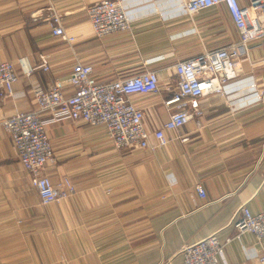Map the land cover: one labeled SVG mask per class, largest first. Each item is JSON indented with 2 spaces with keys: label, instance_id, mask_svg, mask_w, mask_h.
Here are the masks:
<instances>
[{
  "label": "crops",
  "instance_id": "crops-1",
  "mask_svg": "<svg viewBox=\"0 0 264 264\" xmlns=\"http://www.w3.org/2000/svg\"><path fill=\"white\" fill-rule=\"evenodd\" d=\"M98 1L0 0V62L14 63L19 77L14 98L0 99V264H181L184 245L214 234L225 244L219 264H263L264 240L246 233L227 242L242 207L264 211V103L252 87L264 75L261 43L251 45L224 95L201 99L198 117L181 128L186 142L117 150L104 127L42 115L54 151L45 173L56 184L71 178L76 194L41 204L2 124L36 108L34 86L47 91L66 81L78 60L101 83L156 71L159 91L131 98L152 135L169 119L173 66L239 37L224 5L189 16L187 0H123L131 30L100 39L87 14ZM55 13L74 43L53 35ZM21 57L31 76L17 64Z\"/></svg>",
  "mask_w": 264,
  "mask_h": 264
},
{
  "label": "built area",
  "instance_id": "built-area-1",
  "mask_svg": "<svg viewBox=\"0 0 264 264\" xmlns=\"http://www.w3.org/2000/svg\"><path fill=\"white\" fill-rule=\"evenodd\" d=\"M224 5L238 31V40L218 48L207 49L201 54L179 61L173 68L177 76L176 87L164 101L169 119L152 135L144 124V111L131 98L149 95L160 89L156 71H145L110 82L101 83L94 76L89 63L78 60L66 81L56 80L45 91L34 86L36 108L17 111L3 119L2 124L9 133L14 150L23 169L29 173L33 187L43 206L57 204L76 194L71 178L65 177L53 183L45 173V166L54 161V151L42 120L48 114L54 120L61 116L92 127H104L115 149H150L157 151L175 139L186 142L181 128L198 117L201 99L209 95H224L225 85L239 77L242 58L248 56L253 43L264 46V0H187L183 2L189 16ZM87 14L97 38L128 32L132 20L128 16L123 0H101L87 7ZM52 33L72 44L75 38L64 28L62 15L53 14L50 23ZM46 62V56H41ZM264 62V60H263ZM22 73L31 76L33 67L26 57L17 60ZM49 71V65H43ZM19 80L14 63L0 62V99L14 98V86ZM70 87L71 94L66 88ZM257 98L264 103V75L261 84H253ZM168 132H176L172 137ZM154 139V143L152 140ZM201 198L207 192L201 184L195 185ZM234 234L227 242L246 233L255 236L257 243L264 240V211L253 213L242 207L233 225ZM225 244L216 234L181 249V264H219ZM264 264V256L261 257Z\"/></svg>",
  "mask_w": 264,
  "mask_h": 264
}]
</instances>
